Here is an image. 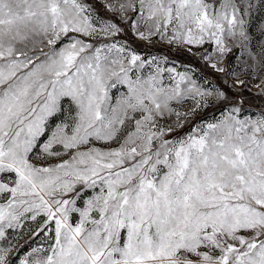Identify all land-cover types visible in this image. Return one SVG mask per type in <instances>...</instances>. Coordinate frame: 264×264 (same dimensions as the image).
Returning <instances> with one entry per match:
<instances>
[{
    "label": "snow or ice",
    "instance_id": "snow-or-ice-1",
    "mask_svg": "<svg viewBox=\"0 0 264 264\" xmlns=\"http://www.w3.org/2000/svg\"><path fill=\"white\" fill-rule=\"evenodd\" d=\"M256 8L0 0V264L25 220L42 240L19 264H264V110L125 39L236 75L224 62Z\"/></svg>",
    "mask_w": 264,
    "mask_h": 264
},
{
    "label": "rangeland",
    "instance_id": "rangeland-1",
    "mask_svg": "<svg viewBox=\"0 0 264 264\" xmlns=\"http://www.w3.org/2000/svg\"><path fill=\"white\" fill-rule=\"evenodd\" d=\"M257 8L253 10L248 19V29L251 40L248 48L237 50L233 48L224 62V66L236 75H229L225 77L222 73H215L210 68L206 67L204 62L199 60L198 55H193L184 48L170 47L166 44L157 43L149 45L145 42L136 40L130 33L127 39L138 51L144 55H155L157 57H167L169 66H175L178 70L184 71L191 69L198 78L208 77L214 84L220 85L228 93L233 101H239L240 107L246 114L259 113L264 110V93L254 87L259 83L260 79H264V68L260 67L258 61L261 59L260 51L264 47V36L261 35L259 27L264 23V9L259 7V0H256ZM195 52L196 49L194 48ZM249 53L256 56V61L250 60ZM238 57V58H234ZM251 65V66H250ZM243 80V85H236V80ZM219 112L214 108H208L201 112L195 119L199 120L201 117L205 119H212L213 116H218ZM187 131V128L182 129L181 132ZM35 228V222L25 220L23 227L17 229L15 232H10L9 235L13 239V244L17 251L11 254L10 259L14 264H19L17 257H23L32 248L37 247L42 240V237L31 236L32 229ZM2 243V242H0Z\"/></svg>",
    "mask_w": 264,
    "mask_h": 264
}]
</instances>
